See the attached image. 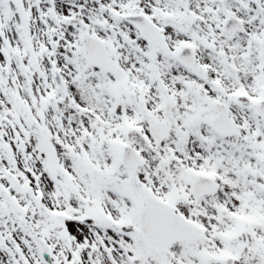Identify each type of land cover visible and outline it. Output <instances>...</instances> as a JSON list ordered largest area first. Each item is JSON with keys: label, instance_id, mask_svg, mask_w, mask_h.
I'll list each match as a JSON object with an SVG mask.
<instances>
[{"label": "snow or ice", "instance_id": "1", "mask_svg": "<svg viewBox=\"0 0 264 264\" xmlns=\"http://www.w3.org/2000/svg\"><path fill=\"white\" fill-rule=\"evenodd\" d=\"M0 264H264V0H0Z\"/></svg>", "mask_w": 264, "mask_h": 264}]
</instances>
